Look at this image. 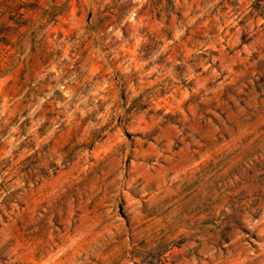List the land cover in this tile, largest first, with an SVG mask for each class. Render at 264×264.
<instances>
[{
    "label": "rangeland",
    "instance_id": "rangeland-1",
    "mask_svg": "<svg viewBox=\"0 0 264 264\" xmlns=\"http://www.w3.org/2000/svg\"><path fill=\"white\" fill-rule=\"evenodd\" d=\"M0 264H264V0H0Z\"/></svg>",
    "mask_w": 264,
    "mask_h": 264
}]
</instances>
